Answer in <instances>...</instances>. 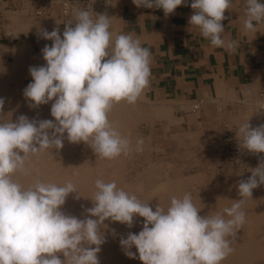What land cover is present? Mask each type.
<instances>
[{
	"label": "clouds",
	"instance_id": "9594fccd",
	"mask_svg": "<svg viewBox=\"0 0 264 264\" xmlns=\"http://www.w3.org/2000/svg\"><path fill=\"white\" fill-rule=\"evenodd\" d=\"M137 7L162 9L165 17L186 6V0H132ZM244 29L256 32L264 23V3L246 0ZM190 26L217 48L235 51L234 40L222 38L225 11L232 0H191ZM75 23L42 31L52 41L42 49L45 65L30 67L32 77L23 91L30 108L51 104L53 120H30L20 115L13 122L3 114L0 98V264H100L98 253L106 242L102 228L106 220L133 227L134 217L144 218L142 230L120 239L125 255L142 264H222L234 249L232 241L245 223V198L264 184V166L251 169V176L238 183L240 199L223 214L200 215L190 193L172 196L165 210L118 187L115 181L95 182L86 209L88 218L79 219L61 211L69 194L77 193L72 182L64 185L42 180L28 188L13 179L16 172L27 174L30 155L48 149H62L65 133L70 143L88 144L101 158L127 154L130 141L109 121V113L121 101L134 104L150 85L151 51L131 34L113 37L111 18L77 10ZM242 147L253 154L264 153V125L242 124L238 133ZM137 141V150L143 144ZM95 217V219L91 218ZM115 230L113 229V232ZM95 247H92V246ZM135 247L136 252L131 251ZM62 253L64 259L59 255ZM138 253V257H137Z\"/></svg>",
	"mask_w": 264,
	"mask_h": 264
},
{
	"label": "crops",
	"instance_id": "0c3cea01",
	"mask_svg": "<svg viewBox=\"0 0 264 264\" xmlns=\"http://www.w3.org/2000/svg\"><path fill=\"white\" fill-rule=\"evenodd\" d=\"M18 1L24 9L31 10V0ZM10 4V0H0V50L2 45L8 46L2 49V60L8 56L13 59L10 49L16 44L26 42L34 50L36 45H49V40L42 37L43 30H61L58 15H54V23L46 24L43 18L37 19L26 11L18 16L17 32L7 15L13 11ZM190 5L191 0H186V6L165 17L162 9L137 7L132 0L111 2L113 37L131 34L151 51L150 85L136 102L146 110L144 122L161 123L167 134L175 126L200 128L207 124L219 128L229 124L238 131L246 122L252 127L264 122V109L257 105L264 96V23L257 25L256 32L245 31L246 0H232V7L225 11L227 19L222 21V38L238 44L235 51L229 52L212 46L198 28L190 26ZM31 55L29 68L40 63L37 61L41 52ZM198 100L204 102L196 113L190 106ZM163 109L170 110L169 117Z\"/></svg>",
	"mask_w": 264,
	"mask_h": 264
},
{
	"label": "bare ground",
	"instance_id": "6f19581e",
	"mask_svg": "<svg viewBox=\"0 0 264 264\" xmlns=\"http://www.w3.org/2000/svg\"><path fill=\"white\" fill-rule=\"evenodd\" d=\"M10 7L13 11H9L7 15L16 26L15 29L17 32L20 31V28L17 25L20 23V18L18 16L26 13V11H30V14L37 19L42 20L43 18L46 24H52L56 21L54 15H58V21L60 24L63 20L61 13L62 10H58L57 8L52 9L50 12L37 14L31 7V10H26L23 7L15 8L11 4ZM111 9L112 7H110V18L112 15ZM22 24L25 26L28 25L27 22ZM25 26L24 28H28ZM60 27L61 30H59V33L61 34V32H64L65 26L61 24ZM1 47L0 98H3L5 101L3 109V114L6 115L5 119H11L15 122L20 115H25L30 120L54 121V118L50 113V104L41 105L38 108H30L29 104L31 102L22 96L26 85L20 81V77L22 74L23 63L26 64L28 61L29 64L32 63L31 45L26 42L14 45L13 48L10 49V52L13 55V59L11 61L6 59L2 60V49H7L8 46L5 44ZM33 64L35 67H38L45 65L46 61L45 63L35 62ZM15 87L17 88V94H13ZM261 100L262 97L259 99L257 105L259 108L264 109ZM194 103L195 102L191 104L190 109L193 112L199 113L202 104L198 105L196 110H193ZM129 107L137 110L136 112L138 117L145 118L146 110L139 104H129L121 101L113 106L108 117L110 123L117 131L121 125L133 128L137 123V120L132 121V115L129 111ZM154 111L156 112L155 109ZM169 111L170 110L166 111L163 109L162 112L164 115L168 114L169 117ZM241 114L243 115V113ZM159 115L160 114L158 113V116ZM260 124H264V122ZM227 126L232 128L229 124ZM236 132L238 133L237 130ZM73 148V144L67 140L65 133L64 146L62 149H48L38 154L30 155L26 161V168L28 169L27 174L18 171L13 175V179L25 188L33 186L37 180H42L45 183H55L57 185H64L69 181L72 182L76 186L80 198L76 199V196L78 195L77 193L69 194L65 204L61 208V211H63L66 215L76 216L79 219H85L88 218L86 209L94 206L91 198L94 197V193L96 191V188H94L95 186L93 185L95 184V177L98 176L100 178L101 176V178H104L105 176V178L118 179L119 176L122 175L123 171L120 166H118L119 164H114L117 157L114 159H107L101 158L98 154L76 157L73 155ZM258 166V164L253 165L250 167V170ZM108 169H110L109 175L106 173V170ZM134 182L135 181H130L129 179H124L122 183L129 191L141 190V193L139 194L141 201L149 202V205L153 210H155L158 204L167 210L171 199L165 198V194L179 191L177 192V195H180L181 187H179V185H181V182L183 181L177 180L174 182L167 179L164 182L155 185L151 190H142V185ZM117 185H119V183H117ZM233 202L234 200L232 198V194L228 192L224 196V199H221L215 205H207L205 204V201L201 199L193 200L196 207L201 209L199 214L202 216L214 215L216 213L223 214L222 209L232 205ZM258 204L259 203L257 201L245 198L242 206V210L245 212V223L237 232V237L231 243V247L234 251L222 261V264H264V208H262V206H258ZM91 218L95 219V217ZM143 223L144 218L139 216L134 217L133 227L131 228H128L125 224L113 222L110 219L106 220L104 224L107 225V227L101 229L104 233L106 242L101 245V251L98 253L100 264H142V261L138 258L130 259L125 255V251L120 245V239L126 238L129 232L138 234L143 228ZM113 229L115 230L114 232ZM92 247L95 246L93 245ZM131 251L136 252L135 247H133ZM58 255L61 260L64 259L62 253Z\"/></svg>",
	"mask_w": 264,
	"mask_h": 264
},
{
	"label": "rangeland",
	"instance_id": "374dc122",
	"mask_svg": "<svg viewBox=\"0 0 264 264\" xmlns=\"http://www.w3.org/2000/svg\"><path fill=\"white\" fill-rule=\"evenodd\" d=\"M60 35L63 38L62 32ZM49 42V45H51L52 42ZM44 46L43 44L36 45L35 50L31 46V53L41 52L37 62L45 63L42 54ZM5 59L12 60L9 56ZM28 64L29 61L26 64L23 63L20 77V81L26 87L32 82ZM17 93V88L15 87L13 94ZM22 96L24 97V95ZM53 102L48 103L50 104V113ZM129 111L132 115V121L137 120L135 126L130 128L126 125H121L119 129L117 128L119 133L130 141L128 153L121 154L114 163L115 165L119 164L118 166L123 171L122 175L118 179L105 178V176L104 178H101V176L99 178L96 176L94 183L97 179H101L105 183L115 181L119 183L118 187L136 195L141 200L139 196L141 190L129 191L122 183L124 179H129L130 181H135L134 183L136 184L142 185V190H151L155 185L167 179L174 182L181 180L183 182L179 185L181 187L180 195H177L179 191H174L166 193L165 198L171 199L172 196L182 198L186 193H190L192 200L201 199L207 205H215L221 199H224L228 192L232 194L233 200L240 199L238 183L241 180H247L251 176V171L248 176L244 177L225 158L221 144L222 129L225 125H221L219 128L213 125L208 126L207 124L201 125L202 127L200 128L175 126L173 131L167 134L166 130H164V125L161 123L144 122L145 118L138 117L136 109L130 108ZM234 130L236 131V129ZM139 139L144 141L139 146L142 151L137 150V141ZM72 144L74 147L72 152L76 157L96 154L88 144L83 142ZM109 171L110 169L106 170L108 175ZM93 185L95 186V184ZM249 199L257 201L259 203L258 206L264 208V184L253 189L252 197H249ZM228 207H231V205Z\"/></svg>",
	"mask_w": 264,
	"mask_h": 264
},
{
	"label": "built area",
	"instance_id": "2783aa9c",
	"mask_svg": "<svg viewBox=\"0 0 264 264\" xmlns=\"http://www.w3.org/2000/svg\"><path fill=\"white\" fill-rule=\"evenodd\" d=\"M11 5L15 8L22 7V4L16 0H10ZM32 8L35 13L41 14L43 12H50L52 9L57 8L62 10V25L69 21L75 23L74 13L77 10H87L95 18L96 14H104L110 18L111 0H31ZM19 3V4H18ZM262 106L264 107V97H262ZM203 100H198L193 105V110H196L198 105L202 104ZM264 124H258L253 128ZM236 131L227 125L223 127L221 135V144L224 156L229 160L237 170L241 172L244 177L248 176L250 167L253 165L264 166V153L253 154L242 147V139L236 135Z\"/></svg>",
	"mask_w": 264,
	"mask_h": 264
}]
</instances>
